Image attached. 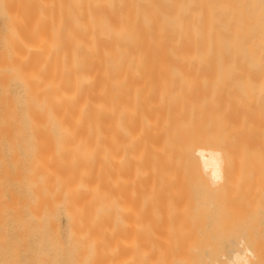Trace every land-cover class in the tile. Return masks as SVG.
Wrapping results in <instances>:
<instances>
[{"label":"bare ground","instance_id":"bare-ground-1","mask_svg":"<svg viewBox=\"0 0 264 264\" xmlns=\"http://www.w3.org/2000/svg\"><path fill=\"white\" fill-rule=\"evenodd\" d=\"M8 1L0 0L2 21L6 18L7 26L15 20L20 24L17 10L14 17L7 10L14 0ZM28 4L25 39L18 25L16 30L11 26L13 34L3 23L14 38L9 32L7 39L4 35L0 52V264H264V241L255 240L250 230L247 233L256 241L252 249L243 250L245 244L240 243L243 251L235 247L231 253L230 248L227 257L215 251L220 240L215 239L211 249L192 237L206 231V227L200 230L205 223L200 226V218L195 226L198 213L189 228L184 217L178 224L177 211L185 209L173 200L178 197L173 187L179 161L175 162L177 155L173 159L171 152L168 155V147L176 146V152L182 142L189 144L192 149H185L192 151L194 174L205 189L218 188L213 192L220 193L230 184L234 154L239 160L245 153L252 155L248 147L242 149L240 134L243 137L245 129L222 133L225 146L218 151L208 148L203 118L195 126L199 116L190 126L179 122L194 111L188 108L185 113L181 102L188 98V76H204V67H247L264 76V0H30ZM179 80L186 82L182 88ZM12 83L14 94L9 93ZM161 145L168 148L169 159ZM255 157L259 158L249 159ZM250 172L258 180L256 171ZM149 192L168 216L177 212L170 216L175 221L166 224L176 225L172 232L165 224L148 226L156 235L151 240L145 218L156 206L152 207ZM172 200L177 206L167 210ZM256 216L258 224L262 215ZM227 224L221 226L225 233L233 227ZM158 227H165L163 235ZM210 236L200 240L207 242Z\"/></svg>","mask_w":264,"mask_h":264},{"label":"rangeland","instance_id":"rangeland-1","mask_svg":"<svg viewBox=\"0 0 264 264\" xmlns=\"http://www.w3.org/2000/svg\"><path fill=\"white\" fill-rule=\"evenodd\" d=\"M29 2H30V0H24V1H22V0H14L13 1V4H11V6L12 5L13 6L11 7V6L8 5L9 7H7V8H9L7 10L10 12V15L12 14L13 17L15 16L14 13H16V10H17V14H16L15 18L16 19L17 18L20 19V24L17 23V25L19 26V29L17 28L18 26L16 25V20L15 19H14L15 20V23L12 20L13 22H10L9 24H11V26H13L14 29L17 28L19 30V32L22 31V35H23V38L24 39H25L24 36H26L27 30H28L26 28H28V26H29V25H27L28 24L27 22L29 20V10H30V5L28 4ZM8 3H10V2L8 1ZM10 7L13 8V9H15V7H17V9H15V10L12 9L11 10ZM0 9H1V4H0ZM0 12H1V10H0ZM24 15H25V17H24ZM1 16L4 17V15H2V13H0V41H1L0 42V48L2 46H4V45H2L3 40H4L3 39L4 35H5L6 39L9 36V33H10L9 30L10 29L8 30L9 33L6 30L8 28H12L10 25L7 26V24H6L7 23L6 22L7 19L6 18H5V23H4V21H2V19H4V18L1 17ZM3 23L8 27V28L5 27V28H7L6 30L4 28L5 25L3 26ZM12 23L15 24V25H13ZM13 28H12V31L11 32H13ZM4 30H5L6 34H4ZM25 31H26V34H25ZM13 34H14V32H13ZM13 34H11V35L13 36ZM13 38H14V36H13ZM4 43H5V41H4ZM1 51L4 52V48H1L0 49V52ZM0 57L2 58V54L1 53H0ZM1 58H0V61H1ZM197 69H199V67H197ZM204 69H207V72L204 73L205 74L204 76L201 75L202 73L201 74H196L197 75L196 78H194L195 77L194 75L193 76L192 75L188 76L189 77L188 78L189 79L188 80L189 82L187 81V83L191 85L190 86V85L186 84V86L189 87V88L186 87L188 89L187 90V93L188 94L186 95V97H188V98H187V100H185V97H183L181 99V102L185 106L184 107L185 113H186V110L189 108L191 111L194 110L195 112L198 111L197 109H199V111H198L199 114L196 115V113H194V111H192V113H191V112H189L190 111L189 110L188 113L189 114L191 113L192 115L191 114L190 115L193 118H191L187 114L186 115L183 114L184 115V119H183V117L181 118V116H180L178 118V121H179V119H181V121L183 119V121L185 120L186 122L185 121L184 122L183 121L182 122H179L180 126L182 124L184 125V123L186 125L187 122H188V125H189V123L192 124L191 122H195L194 119L199 116L200 118L199 117L198 118L200 120L199 121H196V123L194 124V126H195L196 124H198L197 122H200L202 120V118H203V120H204V121L202 120V122H203L202 125L204 124L203 127L205 126V128H206V125H207V128H206L207 131L206 132H207L208 137H209V138L207 137L209 139V141L207 139L208 148H211L213 150L218 149V151L222 149L221 147L223 145L225 146V144L222 145V143H225V134H222V133H225V132L227 133V130H229V129H230V131L231 130H233V131L237 130V131H235L237 133H238L239 130L241 131V130L245 129V130H243L244 132H246L245 134H243L244 136L242 137V135L240 134V137L242 139L244 138L243 140L241 139V142H245V143H241V144H244L245 145V146H243L242 149H244L245 151L248 150L247 152L251 153L254 156L257 155L259 158L255 157L254 158L255 161H254V159H249V156H252V155H249V156L246 155V153H245L244 150H243V154L244 153L245 154L243 155V157H241L243 159L240 158L241 160L238 159L239 156L237 158V154H234V156H233L234 159H232V162H233V167H232L233 170L232 171H233V173H231V180L229 182L230 184L228 185L227 189L221 191L222 193H220V192H217L218 190H216L215 192H213L215 189H218V188H214V189L213 188H210V191L207 190V189H205L206 187H204V184L201 183V181L199 180V177H197L195 175L196 173L194 174V172H193L194 163L191 164V162H193V160L191 159L192 156L189 153V152H192V151L190 150L188 152V151H186L187 148L185 149V147H187V146L189 148H191L189 144H184L182 142L180 144V146H179L180 147V150H179L180 153L177 152L178 149H179V147L177 148V150L175 152L176 146L175 147H171V148L168 147L169 150H170V151H168V148L166 149L165 148L166 146L165 147L163 146L164 144L161 145V148L163 147L162 150H164V154L165 155L162 154L163 153L162 150H161V154L164 155L165 157H166V153L168 154V152H169L168 155H171L172 154V156H169L172 159H173V155L174 154L177 155V157H176L177 160L175 162H178L179 161L178 162V164H179L178 168L180 170L178 169L179 175L176 177V179L174 181V187L173 188H175V190L177 191L176 194H178L177 196L180 199H178V197H174L173 198V196H172L173 194L171 195V198H173V200H176L177 199L176 201L179 202V203L177 202L178 205H179L178 208L181 205L184 204L183 206L185 207V209L182 208V207H180V208L183 210V212L184 211L185 212L188 211V212H186V213L183 214V212H181L180 210H178V211L176 210L178 212L179 216H180V217H176V213L177 212L175 211L176 213L173 214V212H174L173 210H175L174 205L177 206L176 205L177 203L174 204L176 201H173V200H172L173 203H170L171 200H169L170 202L169 201L168 202L171 204V206H169L170 204H168L166 207H167V210L170 207H172V211H173L172 214L173 215L171 213L169 214L170 211H168V214H169V216H168L167 215L166 208L164 206H162V203L161 202H158V201H155L154 202V199H153L154 198V194L152 192L151 193L149 192L150 194L148 193V195L150 196V199L152 200V201L150 200V203H152V202H153L152 204L155 203V205H153L152 207H154V206L158 207V209L161 210L160 212L162 214H160V215L158 214L159 213L158 212L159 211L158 209H157L158 210L157 211L158 213L156 212V209H155L156 207L153 208L154 210H152V208H151V211L149 209L148 212H147V209L148 208L146 206L147 216H146L145 219H146V222L149 223L147 225V228L151 227L150 225L152 223L155 224V225L152 224L153 227L160 226V228H161V226H164L163 224H165V226L167 228V225L166 224L167 223H170V221L172 222V220L175 217H176V220H177V218H181V217L183 218L184 217L185 219L183 218V220L185 222H183V221L182 222L185 225H186V223L187 224L189 223V224L193 225L192 223L197 220L195 222V226H196V223L199 221L198 218H200V221L198 222L200 226L205 222L202 225L203 226L202 228L204 230L203 229H200L201 231H205V227H206V231L205 232H207V233H208V230H209V233L212 232V230H213V234L212 233H210V234L208 233L209 235L204 232L205 235H207V237H209L211 235L209 239L210 240L212 239L211 240L212 243L211 244L210 243H207V242H210V240L208 239L209 241L206 242L205 239L207 237L204 235V233H202L199 230L196 231V232H201V233H195V235L193 234L192 237L195 240H198V238H199V241L203 243L202 244L203 247L207 246V247H211V249L214 248L213 246L215 244V242H214L215 239L216 240H220V241H217V244H215L216 245L215 251H217V253H219V254H221L223 256L231 257V253L234 252L232 249H234V250H237L238 249V250L241 251L243 249L242 247H244V244H245V247H244L243 250H245V248L247 246L250 249H252L254 243L256 242L255 240H257L258 237H260V239L262 238L263 239L262 241H264V218H263L264 217V175H262V176L260 175V174H264V172L263 173L261 172V170L264 168L263 167L264 166V76L262 74H259V73L258 74L257 73H251L247 67L222 66V65L214 64V65H211V66H206V67H204ZM166 80H171V79H168L167 78ZM152 81H154V80H152ZM155 81L154 82L156 83V86H158V85L161 84V83L160 84H157V83H159L158 80H155ZM179 81L181 82L182 85L179 82H177V85L179 83V88L180 87L182 88V86L186 82L185 81L183 82L181 80H179ZM154 82L152 83V85L155 84ZM175 82H173V83H175ZM13 85H15V84H13V83L11 84V88H10L11 92H9L11 94H14V92H15L14 89L16 90V87L13 86ZM175 85H176V83H175ZM13 87H15V88L12 91V88ZM0 88H1V84H0ZM16 92H17V90H16ZM189 93H190V95H189ZM191 94H193V95H191ZM188 99L191 102H189ZM186 101H188L189 103L186 102ZM192 101H193V103L195 102V105L196 104L197 105L196 106L193 105L192 104ZM132 103H133L132 105L135 104L134 101ZM200 109L202 110V113L203 114L206 111V113H205L204 116H200V115H202V113H200ZM193 114H194V116H193ZM185 116H188V118L187 117L185 118ZM190 118H191V120H190ZM198 118H196L195 120H197ZM205 121H207V122H205ZM236 123H239V124L242 123V124L239 127H237L238 125ZM234 125H236V126H234ZM191 126H192V128L194 127L193 125H191ZM225 127L227 129H225ZM230 127H232L233 129H231ZM224 129L226 131H224ZM243 131H242V133H243ZM207 134H206V136H207ZM246 135H247V137H246ZM245 137L248 140H246ZM131 138H132L131 140L134 141L133 135H132ZM221 138L224 139V141ZM132 141H131V143L133 144L134 142H132ZM247 141L248 142L249 141H252V142H249L248 143ZM180 142H181V138L179 140V143ZM247 143H248V145H247ZM249 144H251V148H250V145ZM252 144H253V147H254L253 150H252ZM133 146H135V145L133 144ZM181 146L183 147V149L181 148ZM247 147H248V149H247ZM184 149H185V153H183L184 152ZM131 151H133V150H131ZM170 152H171V154H170ZM256 152L258 154H256ZM125 153H122V155L124 154L126 156L127 154H125ZM176 153H178V154H176ZM149 154H148V157H149ZM245 156H247V159H246ZM260 156H262V157H260ZM162 157H161V160H163V161L164 160L166 161V158L169 159L168 157H166V158L164 157L162 159ZM132 158L133 157L130 156V160ZM174 158H175V156H174ZM244 158H245V160H244ZM248 159H249V161H248ZM258 159L261 160L260 161L261 163L260 162L259 163L257 162ZM133 161H134V159H133ZM256 163H257V165H255ZM251 164H252L253 167L251 166ZM231 166H232V164H231ZM245 168H247V169L250 168V169L246 170ZM259 168H262V169H259ZM240 169H242V170H240ZM253 169H254V171H253ZM245 170H246V172H245ZM251 170H252V172H255L256 171L255 172V175L257 176L258 180H260L263 177L261 179V181L256 180V178H251L250 177L251 175H253V173L250 172ZM258 170L261 173L257 174ZM248 171H249V173H248ZM246 173H248V175H245ZM249 174H251V175H249ZM255 175L253 177H256ZM260 176H261V178L259 179ZM257 182H259V183H257ZM254 183L255 184L257 183L256 185H258L260 183L261 184L258 185V187H257L256 185H254ZM259 187H260V189H259ZM257 188L259 190H255ZM202 190L203 191H206V193L208 192L209 194L208 193L207 194L206 193L204 194V192ZM256 192L259 193V194L258 195L257 194L254 195V193H256ZM151 194H153V195H151ZM166 196L168 197V195H166ZM174 196H176V195H174ZM258 196H260V197H258ZM163 197H164V194H163ZM201 197H202V199L204 201L201 200ZM147 198H148V196H147ZM169 198H170V196H169ZM259 198H260V200H258ZM179 200H181V201H179ZM147 201L149 202V200L146 199V205H148L147 204ZM185 202H187V203H185ZM191 202H192V205L190 204ZM172 204H173V206H172ZM199 205H200L201 208L199 207ZM238 206H240V207H238ZM150 207H151V205H150ZM198 207H199V209H198ZM205 207H206V209H205ZM219 207H221V208H219ZM176 209H177V207H176ZM220 209H221V212L223 214L226 213L227 216L229 215L230 218H228L226 216V214L225 215L220 214L221 213L220 212ZM197 210H199V211L197 212ZM213 210H214V213L213 212H210V211H213ZM200 211H201V213H200ZM205 211H207V213L209 212V214H207ZM192 212H193V214L191 215ZM229 212L232 213V216H230L231 214ZM238 212H239V215H238ZM197 213H198V217H195V218H197L195 220L194 215L197 216ZM203 213H204V215H203ZM216 213H217V215L218 214L219 215L217 216ZM240 213H242V214H240ZM181 214H183V215H181ZM257 214L258 215H262V216H259V219H257V221L260 222V225H259V222L257 224L256 219H255V218H257V216H256ZM157 215H159V216L162 215L161 218L163 217L164 218V221L166 223L163 222L162 219L159 218V217H158V219H160L161 221L159 220V222H158L156 220ZM221 215H223V218H225V219H223ZM170 216L171 217L172 216H175V217H173V219H171ZM224 216H226V217H224ZM169 217H170V219H169ZM201 217H202V219H205V221H202L201 220ZM216 217H218L219 219H223V220H219ZM182 218L179 220V223L178 224H180V221L182 220ZM63 221H64V219H63ZM173 221H175V219ZM227 221H228V224H231L230 226H233V227H231L232 229L230 228V230L228 232H226V233H228L227 236H226L225 229H223L221 226H224L227 223ZM176 222H178V221H176ZM190 222H192V223H190ZM159 223H161V224H159ZM223 223H225V224H223ZM189 224H188V228L190 227ZM228 224H227V226H228ZM253 224L254 225L257 224L256 227L253 226ZM170 225L168 224L167 230L169 231V229H170L169 227H171L170 230L172 232L173 227L176 226V225H172V226H170ZM213 226H215V227H213ZM217 226H219L221 228H219ZM186 227H187V225H186ZM258 227H261L262 230L260 231V229ZM151 228H149L147 230V232L149 230L151 231ZM160 228H159V230H160ZM211 228H212V230H211ZM225 228H226V225H225ZM195 229H194L193 232H195ZM257 229L260 232L259 233V236H258ZM164 230H165V227H163L160 230V231H162V234L160 233L161 235H163ZM219 230H220V232L222 231L221 232L222 235L221 234L218 235V233H220V232H218ZM226 230H228V229H226ZM248 230L252 231L251 234L252 235L254 234L255 240L253 238H252L253 240L251 239V236L252 235L250 236L249 233H247ZM156 231H158L157 228H156ZM160 231H158V233ZM191 231L192 230H190V232ZM151 232H152V235L151 234H148L147 235V237L149 238V240L156 238V235H153V230ZM158 233L156 232V234H158ZM214 233L215 234L217 233V234L214 235ZM196 234H200L201 237H198ZM196 236H197V238H196ZM203 236L205 237L204 241H202L203 240L202 239ZM152 237H154V238H152ZM166 237H168V236H165L164 239H166ZM218 237H219V239H218ZM246 238H248V239H246ZM160 239H161V237H160ZM164 239L162 238L161 240L163 241ZM200 239H202V240H200ZM231 241H233L232 244H230ZM234 243H237V244H235L236 246H234V248H233L232 245ZM240 243H244V244H240ZM217 247H219V248L217 249ZM235 247L237 249H235ZM230 248H231L232 251L230 250ZM229 250L231 251V253H228Z\"/></svg>","mask_w":264,"mask_h":264}]
</instances>
